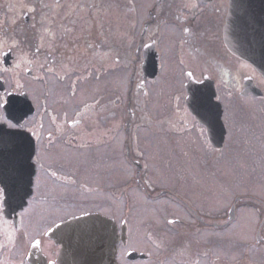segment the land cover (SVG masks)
I'll return each mask as SVG.
<instances>
[{
    "label": "flooded vegetation",
    "instance_id": "flooded-vegetation-1",
    "mask_svg": "<svg viewBox=\"0 0 264 264\" xmlns=\"http://www.w3.org/2000/svg\"><path fill=\"white\" fill-rule=\"evenodd\" d=\"M30 8L34 10L29 12ZM231 8L232 0H0V39L16 35L41 42L43 38V48L33 70V75L42 79L32 81V87L40 92L46 108V112L41 108L29 125L40 135V140L35 141L40 159L35 163L34 156L32 194L23 207L27 212L21 216L22 208L13 210V206L0 212V264H60L62 245L50 238L49 230L73 215L88 212L114 219L120 235L125 226V239H120L117 247L119 264H202L200 249L191 244L195 231L182 233L174 244L160 235L168 230L169 220H174L173 224H187L180 217H168L160 223L159 231L152 226L146 235V245L139 247L135 245L138 230L134 227L131 205L123 212L116 204L111 212L98 206L75 214H56L62 207L61 213L73 210L70 188L76 175H80H73L72 160L59 157V149H82L84 155H89V147L98 146L96 171L104 178L101 191L120 201L126 187L121 188L116 157L103 152L102 147L120 145L121 125L126 133V160L134 168V180L147 198L172 197L194 219L196 228L238 226L242 209L256 214L255 243L245 244L244 249L250 248L246 256L240 255L232 262L216 255L214 246L209 244L211 257L205 264H264V192L250 185L264 182V75L252 61L234 55L226 45ZM241 24L244 36L264 35V0H242ZM186 27L188 32L184 31ZM251 43L254 46L255 40ZM46 58L52 72L39 68ZM188 72L193 73L192 79ZM122 73L128 74L126 95L118 90ZM15 79L9 74L0 80V95L14 90ZM196 80L201 83H195ZM190 85L203 98L193 108L188 104ZM169 86L175 88L169 91ZM90 91L98 94L92 103L87 101ZM67 93L75 97L85 95L82 101L68 105ZM16 99L23 98L17 95ZM139 101L147 104L146 110H140ZM90 107L105 113L102 116L105 123L112 122V131L102 134L98 143L86 138ZM136 119L148 130L147 140H160L157 144L162 149L172 150V158H162L159 165L175 164L180 150L181 160L188 159L198 168V180L202 175L219 176L222 162L231 158L237 162L236 152L245 161L236 175L244 184L245 188L240 190L243 192H237L226 208L216 212L210 208V198L207 208L202 205L205 201L201 196L188 199L178 190H163L150 183L147 177L150 161L134 131ZM207 119L220 121L219 128L211 129L213 134L206 125ZM214 133H221L218 140ZM149 143L153 148L156 141ZM74 163L88 168L91 162L89 158L84 162L76 158ZM46 176L50 179H45ZM121 213L128 215L120 216ZM246 213L249 212H243L241 217L246 230L239 227L245 234H251ZM42 216L46 218L43 221ZM31 222L38 226L33 227ZM9 233L12 242L8 241ZM36 241L41 242L38 247L33 246ZM244 249L238 245V252Z\"/></svg>",
    "mask_w": 264,
    "mask_h": 264
},
{
    "label": "rangeland",
    "instance_id": "rangeland-1",
    "mask_svg": "<svg viewBox=\"0 0 264 264\" xmlns=\"http://www.w3.org/2000/svg\"><path fill=\"white\" fill-rule=\"evenodd\" d=\"M175 87L169 86V91L173 90ZM120 93L126 95L128 93V74L126 73L121 75L119 79V89ZM66 93V92H65ZM88 93L85 99H87L88 103H92L96 100L97 92L96 93ZM85 93H81L79 97H75L69 95L68 93L65 96L68 98V105H74L84 98ZM82 97V98H81ZM56 98L54 96L52 101L54 103L55 108L56 105ZM123 95H120V100L123 102ZM112 99H108V105ZM140 105V110H146L147 104L142 101L138 103ZM124 108V106L122 107ZM110 108L109 110H112ZM105 110V111H109ZM91 111V112H90ZM105 114L103 111H99L94 107H90L89 112H87V128L89 129L86 138L89 139H96L97 143L102 140V134L112 131V122H106L103 120L102 116ZM124 115V114H123ZM124 117L122 116L120 122H123ZM137 121V122H136ZM136 124H134V131L136 136L140 138L139 142L143 143L141 147L144 149V155H146L147 159H149V164L147 165V177L150 183L154 185H158L159 189H166V190H178L179 193H183L186 195L188 199H194L195 197L201 196V200L205 201L202 205L204 207L209 208V203L211 201L212 206L210 208H214L213 210L216 212L221 211L222 208H226L229 205L230 201L234 198L237 192H243L244 184L242 181L237 178V171L241 165L245 163L243 159H241L240 155L236 157L237 162L234 161L233 158L226 159L222 162V172L221 174L215 177L210 176H201L200 180L197 179L198 176V168L190 163L188 159L181 160L180 153L181 151H177L179 156H175V164L170 163L169 165H159L161 159H168L172 158L170 155V149H162L160 144V140H147L150 137L148 130L144 128L145 125L141 123L140 120H135ZM114 123V122H113ZM120 123V124H121ZM136 125V127H135ZM120 133V145H116L115 143L112 145L105 144L102 147L103 152L110 153L116 157V165L115 168L118 169L120 180H121V188L126 187L124 191L121 193V199L118 201L117 198H113L108 192L104 191L102 188V175H97L96 165L97 159H99L100 150L98 146L95 148L89 147V155H84V150L82 149H59L58 156L62 158H67V161L72 160L71 162L73 165L71 166V170L76 175L79 173L80 175H76V181L71 185V195L73 196V210L66 213H61L63 207L57 210L56 214L64 215L71 213L75 214L83 210H89L95 207H106V212H111L113 210L114 205H119L120 210H123L131 205L133 213H134V223L135 230H138V234L136 235V246H145L146 245V235L149 232V229L153 226L154 229L159 228L160 230V223L165 222L166 219L170 216H177L184 219L186 223L183 225L180 224H169L168 230L164 233H160L161 237L164 238L169 244L177 243L180 235L184 232L195 231L193 235L194 241L191 242L195 245L196 248L200 249L202 255V264H205L208 259L211 257L208 256L211 253L209 250V244H212L214 253L216 255H220L221 257H226L230 259L232 262H236L238 260V256H246L247 251H250V248L244 249L245 244L247 243H255L253 234L255 228V222H257V218H255V213L252 211H245V209L241 210L240 218L237 224H233L229 228L219 229V225H216L214 228L212 227H205V228H196L193 224L192 218L180 208L179 204L173 201L172 197L168 195L163 197L154 196L153 198H147L143 193H141L140 185L137 181L134 180V168L129 164L128 160H126L125 156V147H124V140H125V127L121 125V132ZM127 139V137H126ZM150 141H156L153 144V148H151ZM147 143V146L145 145ZM136 147H139V144L136 143ZM140 147V149H141ZM85 150H88L85 149ZM86 152V153H87ZM102 152V151H101ZM71 153L69 156L68 154ZM190 154V152H189ZM84 155V156H83ZM81 156V157H80ZM188 157V155L186 154ZM55 158V157H52ZM78 159L79 162H84L86 158H89V165L83 166L80 163L76 165L74 163L75 159ZM185 158V157H183ZM183 162V166L180 163ZM119 163V164H118ZM82 167H79V166ZM221 171V170H220ZM65 172V171H64ZM195 174V176L193 175ZM194 178L197 181H194ZM45 179H50L48 176ZM142 185V183H141ZM250 185H254L255 189L264 192V182H250ZM95 186H101L97 190ZM143 186V185H142ZM152 187V186H151ZM150 186L149 189H152ZM202 195L205 197L203 198ZM211 199L208 201V199ZM215 207H219L215 208ZM243 212L246 213L245 216L248 217L246 219L249 222L248 229L251 228V234H245V231L241 230L239 225L244 228V223L242 220ZM128 214L121 213L120 216H127ZM193 215V214H192ZM47 217V215H45ZM44 216V217H45ZM43 216L41 217V221L45 220ZM44 218V219H43ZM254 224V225H250ZM33 227L38 226L34 225V223H30ZM194 225V226H193ZM152 227V229H153ZM195 227V228H194ZM7 228V227H6ZM5 228V229H6ZM246 230V229H245ZM182 236V235H181ZM213 241H210V240ZM141 241V243H138ZM238 245L242 246L244 250L242 252H238ZM237 247V248H236ZM264 253V249H263ZM212 255V254H211ZM14 263H16L14 261ZM160 264V263H158Z\"/></svg>",
    "mask_w": 264,
    "mask_h": 264
},
{
    "label": "snow or ice",
    "instance_id": "snow-or-ice-1",
    "mask_svg": "<svg viewBox=\"0 0 264 264\" xmlns=\"http://www.w3.org/2000/svg\"><path fill=\"white\" fill-rule=\"evenodd\" d=\"M33 10L28 9L29 12ZM45 31L49 30L45 29ZM184 31L188 32L189 29L186 27ZM42 40L41 37V42H33L27 37L21 39L16 35L0 39V80L9 74L16 77L13 84L14 90L3 91L0 95V212H3L6 206L11 207L12 193L22 176L25 152L28 154V160L35 156V163H39L40 159V152L35 147V141L40 140V135L29 125L33 124L41 108H44L46 112L40 92L32 87V81L42 79L33 75L36 58L43 48ZM39 68L53 71V68L48 67L47 58L45 63L39 65ZM187 76L192 79L193 73L188 72ZM28 77H31V80ZM195 83H201V81L196 80ZM17 95L23 99L17 100ZM39 128L41 130L44 128L43 123L39 125ZM24 133L35 137V141L27 139ZM51 135L50 132L49 137ZM26 212L27 209L22 207L20 215L23 216ZM168 223L173 224L175 221L169 220ZM101 227H104L103 222ZM12 240L13 236L9 233L8 241L12 242ZM40 243L36 241L33 246L38 247Z\"/></svg>",
    "mask_w": 264,
    "mask_h": 264
},
{
    "label": "water",
    "instance_id": "water-1",
    "mask_svg": "<svg viewBox=\"0 0 264 264\" xmlns=\"http://www.w3.org/2000/svg\"><path fill=\"white\" fill-rule=\"evenodd\" d=\"M241 17L242 0H232L225 35L226 45L233 54L252 61L264 75V35L257 38H252L250 35H248L249 37L244 36ZM252 40H255L254 46H252ZM144 68L146 69L145 65ZM198 93L199 91H194L193 87L191 97L188 99V104L192 108L193 103H196L199 98L203 99ZM209 98H212L211 93ZM205 122L209 125L210 134H213L211 129L214 126L219 128L217 120L207 119ZM214 135L218 140L221 133H214ZM24 136L35 141L28 133H24ZM27 155L25 152V164L19 180L23 184L22 196L20 198L12 197V200H20V206L25 204L26 198L31 194V185L35 175L34 156L28 160ZM14 193H17V189L14 190ZM101 222L104 227H101ZM52 236L62 241L64 245L60 259L61 264H117V242L121 237L124 238V232L120 235L117 225L108 217L101 214H85L60 224Z\"/></svg>",
    "mask_w": 264,
    "mask_h": 264
}]
</instances>
